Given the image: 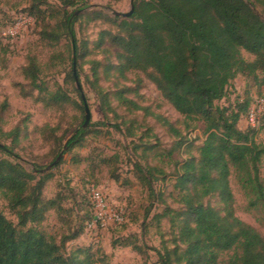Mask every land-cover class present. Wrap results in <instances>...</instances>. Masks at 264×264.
<instances>
[{
    "label": "rangeland",
    "instance_id": "1",
    "mask_svg": "<svg viewBox=\"0 0 264 264\" xmlns=\"http://www.w3.org/2000/svg\"><path fill=\"white\" fill-rule=\"evenodd\" d=\"M48 4L43 8L47 17L62 7L60 0H48ZM130 10L131 0H87L85 6L69 9L77 19L76 43L65 36L51 46L40 39L42 23L31 17L29 0H0V133L17 129L19 135L13 146L14 155L0 153V157L19 162L30 172L45 169L56 160L85 122V104L72 80L75 69L91 121L84 138L68 147L60 163L47 172L51 178L44 198L56 199L63 211L48 212L41 228L60 241L83 227L81 236L66 242L68 253L82 248L89 249L96 260L107 256L111 264H159L155 250L162 249L163 244L171 247L170 218L184 210L180 189L175 188L179 170L183 162L198 156L207 136L206 125L202 121H186L163 97L148 73L135 71L121 76L112 68V64H118V48L111 39L120 33L121 22L114 19L113 12ZM30 56L39 60L44 88L50 92L61 88L72 102L62 108L47 107L42 102L44 95L34 89L24 74ZM243 56L248 61L255 59L245 51ZM94 66L99 78L93 74ZM118 93L122 95L118 97ZM103 95H107L109 110ZM262 96L264 86L238 75L226 98L216 103L219 107H235L238 99L250 100V111L254 109L257 114L259 144H264ZM239 128H253L247 113ZM12 140L3 142L12 146ZM136 165L154 175V195ZM260 176L264 179V157ZM93 186L103 193L109 210L123 211V223L90 228L99 210L91 198ZM230 186L234 216L264 237V212L249 209L248 198L235 174L230 177ZM204 203L226 214L218 197L211 196ZM166 207L172 214L159 218ZM0 210L8 220L18 223L2 197ZM92 214L93 220L86 227ZM126 242L140 246L142 254L124 246ZM222 259L227 260L228 256Z\"/></svg>",
    "mask_w": 264,
    "mask_h": 264
},
{
    "label": "trees",
    "instance_id": "2",
    "mask_svg": "<svg viewBox=\"0 0 264 264\" xmlns=\"http://www.w3.org/2000/svg\"><path fill=\"white\" fill-rule=\"evenodd\" d=\"M29 2L31 17L42 23L43 42L54 46L70 36L76 43L77 19L69 9L85 6L87 0H60L61 9L49 17L43 9L49 5L48 0ZM255 9L264 16V0H136L131 17L114 18L121 22L120 33L111 39L118 48V64H112V68L121 76L135 71L148 73L186 121L206 125L207 136L198 156L183 162L179 170L175 188L180 189L184 210L170 218L171 247L163 244L162 249L155 250L159 264H264V237L234 216L230 186V177L235 174L249 209L264 212V179L260 176L264 144L257 142L256 128H239L244 113L250 112V100L238 99L235 107L216 104L226 98L238 75L264 86V19ZM244 51L255 59L246 60ZM98 71L94 66L96 78ZM41 73L38 58L30 56L24 74L44 95L42 102L47 107L62 108L72 102L63 89L50 92L44 88ZM103 97L109 110L107 95ZM129 103L140 109L134 102ZM83 124L68 141V147L79 143L88 132ZM18 136L17 129L1 132L0 153L13 156ZM9 138L13 139L12 146L3 142ZM136 169L154 195L152 172H145L139 165ZM36 171L0 157V197L18 219L14 224L0 210V264H111L107 256L96 260L89 249L66 251V242L81 236L83 227L60 241L41 228L48 212L59 214L63 208L56 199L44 198L51 173ZM211 196L224 204L225 215L204 203ZM170 214L172 210L166 207L158 217ZM89 219L86 227L93 214ZM123 245L142 254L135 243ZM225 255L227 260L222 259Z\"/></svg>",
    "mask_w": 264,
    "mask_h": 264
},
{
    "label": "built area",
    "instance_id": "3",
    "mask_svg": "<svg viewBox=\"0 0 264 264\" xmlns=\"http://www.w3.org/2000/svg\"><path fill=\"white\" fill-rule=\"evenodd\" d=\"M255 110H251L248 114V120L250 122L251 127L255 128L257 117H256ZM91 198L93 203L97 206L98 214L94 217V222L90 224V228H97V226L101 227H108L111 224H121L124 221V213L122 210H109L108 205L105 203V197L103 193L96 189L94 186L91 190ZM106 210V211H105Z\"/></svg>",
    "mask_w": 264,
    "mask_h": 264
},
{
    "label": "water",
    "instance_id": "4",
    "mask_svg": "<svg viewBox=\"0 0 264 264\" xmlns=\"http://www.w3.org/2000/svg\"><path fill=\"white\" fill-rule=\"evenodd\" d=\"M255 11L264 19V16H262L258 10L255 9ZM135 12V0H131V10L127 13H121V12H113L114 16L116 17H121V18H129L133 15V13ZM74 76H75V81H76V84H77V88L79 90V92L81 93V96H82V99L84 101V104H85V122L83 124V128L86 129L89 124H90V121H91V111L88 107V104L86 102V98H85V95L83 93V89H82V86H81V83H80V80L78 78V75L76 73V70H74ZM76 134V133H75ZM74 134V135H75ZM0 146H3L2 144H0ZM68 149V146L66 145L64 150L59 154V156L56 158V160L51 163L49 166H47L45 169H42V170H39V171H36V173H41V174H45L49 171H51L53 168H55L59 163L60 161L62 160L63 156H64V152Z\"/></svg>",
    "mask_w": 264,
    "mask_h": 264
}]
</instances>
